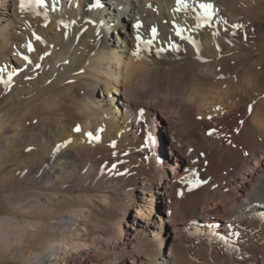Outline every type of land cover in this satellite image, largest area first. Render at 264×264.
Segmentation results:
<instances>
[{
	"label": "bare ground",
	"instance_id": "6f19581e",
	"mask_svg": "<svg viewBox=\"0 0 264 264\" xmlns=\"http://www.w3.org/2000/svg\"><path fill=\"white\" fill-rule=\"evenodd\" d=\"M220 1L185 0L187 7L178 0L28 3L26 11L52 20L71 41L42 85L28 86L21 96L24 87L16 92L20 85L12 84L15 112L29 97L40 96L46 106L44 152L25 162L30 169L37 158H51L47 170L54 177L33 181L35 199L12 188L3 194L32 211L26 225L0 222V244L27 247L12 259L184 264L178 252L188 232L213 252L214 264H264V37L244 48L222 36L218 18L226 20L227 13L217 8ZM201 3L213 6L210 16ZM119 26L133 46L124 69L127 56L119 58L103 35V28L110 33ZM157 27L169 36H152ZM148 45L158 58H144ZM4 51L15 52L19 64L31 63L24 49ZM26 76L16 72L18 79ZM78 78L85 88L81 102L69 98ZM19 113L21 123L0 133V160L25 149L27 114ZM189 172L201 176L190 182L183 178ZM169 226L173 254L163 251L162 230ZM80 241L89 250L74 261L69 247Z\"/></svg>",
	"mask_w": 264,
	"mask_h": 264
},
{
	"label": "rangeland",
	"instance_id": "374dc122",
	"mask_svg": "<svg viewBox=\"0 0 264 264\" xmlns=\"http://www.w3.org/2000/svg\"><path fill=\"white\" fill-rule=\"evenodd\" d=\"M46 1L48 2V0H44V2ZM207 1L208 0H205V2ZM231 3L235 5H232ZM25 5L26 6L24 10H21V0H0V81H2L0 82V133L5 134L12 129V126H14L15 123H21V120L17 119L19 117L18 114L20 115L19 112L25 110V115L27 114L25 117L26 120L24 121L26 128L21 129L22 133L24 134V138H22V141L24 142L23 147L25 148L23 149L24 151L22 150V152L20 153L17 152L14 154H10L8 158L0 160V222L9 221L12 224L20 223V225H26L25 223H27V219H29V214L32 213L31 209L27 204H16L14 198H6L5 196H3V194L6 192V190L12 188L14 194L24 191L26 197L32 200L37 198V196H40L39 192L35 193L34 191L35 189H37L38 185L36 183H33V181L37 180L39 182L46 183L48 181H53L54 177L50 176L49 171L47 170L52 165L51 158L43 157L41 160L37 158V162L35 164L33 163V168L30 169L27 167V164L25 162V158H27L28 155L39 156L44 152V145L41 141V136L45 134L44 125L46 124V121L44 120L46 119H44L43 115L45 114L46 106H44V104H41L42 102H40V96H35V99L33 98V96V99H30L31 97L25 99V109L21 108V110H17V112H15L16 109H18V102H16V92H18L21 87H24L23 89L25 91L19 92V95L22 96L23 93L30 91V89H34V87H37L38 84L42 85L43 80L46 79V76L50 75L54 70L55 63L59 64L61 57L68 54L67 51H69V48L67 45H69L71 41V37L68 38L63 36V34L59 30V27H56L53 24L52 20H43V18L38 14L32 11H26V9L29 8L28 2L26 0ZM216 5L220 11L224 9L227 13L226 20H221L220 17L218 18L219 21L217 26L221 30L223 34L222 36H229L233 38L238 45H241L244 48H251L253 47V45L259 46L260 40H262V37H264V0H221ZM72 7L74 8L73 11L76 12L77 10V15H80L81 10L76 8L74 2L71 3V11ZM163 24L164 26L167 25L166 19H163ZM157 29L158 30L154 31L152 36H169L166 33V28L160 29L157 27ZM170 29H172L173 31V28ZM199 29H197V31L199 32L198 34H200V36H203L204 30ZM58 32L60 33V35H58ZM103 35L108 43H111V45L115 46L118 49L119 58L123 56V54L127 56L124 59L121 57V68L124 69L123 65L125 64V62L128 63L129 56L131 54L130 50L133 49L132 42L128 40L130 36L122 33L121 26H119L117 29L111 27L110 33H107L106 29L103 28ZM37 37H39V39H37ZM162 41L164 40L162 39ZM255 41H257L258 44ZM155 48V46L149 47L148 45L146 47V51L143 49L146 53L141 50V54L145 55V59L151 60L155 57L158 58L159 52ZM4 49H6V51L13 49V51L16 52L20 51L21 49L26 50L28 52L27 55H29L31 63L19 64L15 60L16 53L10 51L6 54ZM155 51H157L158 53L156 54ZM152 54H154V56ZM22 70L27 71V76L25 78L18 79L16 77V72H22ZM38 70L40 71V73ZM10 71H14L15 73L7 75ZM14 83L20 85L17 91L16 89H14L16 92L12 88V84ZM74 85L75 87L73 88V90H71L69 98L72 101L81 102V98L85 92V88L83 84H80L79 78L74 82ZM28 86H30V89L28 88ZM72 92L75 95H73ZM72 97L75 99H72ZM99 98H101L100 93ZM11 106H14V108L12 107L13 109H11ZM13 119L15 120V122ZM155 156H158L156 150ZM188 174H186L183 178H190L189 181L192 179L193 181H196L201 176L200 172H192V174L191 172H189ZM47 225L49 226V228L53 227L52 224ZM162 233L165 238L163 251L166 254H170L172 253L173 248L176 247H174V245H176V242L174 240V230L173 228H170V226L164 227ZM186 233L187 237L184 238L183 245L180 246V251L178 252L179 254L181 253L179 257H181L182 260L185 261L184 264H214V258L212 256L213 252L208 249L206 245L199 239L192 237L190 234H188V232ZM54 239L55 238H53V240ZM52 244L55 247L59 248L64 246V242L61 243L58 241H54ZM26 249L27 247L24 245L16 246L6 243L5 245L0 244V264H29L30 261H35V255H31V258H28V260H26L27 262L21 261L22 263L10 257L12 255V252L19 253ZM88 250L89 245L85 241H80L78 245H71L69 247V252H71L70 256L74 261H77L76 259L81 258L80 253Z\"/></svg>",
	"mask_w": 264,
	"mask_h": 264
},
{
	"label": "snow or ice",
	"instance_id": "6c2138e0",
	"mask_svg": "<svg viewBox=\"0 0 264 264\" xmlns=\"http://www.w3.org/2000/svg\"><path fill=\"white\" fill-rule=\"evenodd\" d=\"M28 3L29 4H33L34 3V4H41L42 5L44 3V0H28ZM178 3L183 4L185 7H187V4H186L185 0H178ZM25 6H26L25 5V0H21V10H24ZM212 7L213 6L211 4H207V3H201L200 4V8L204 10V16L205 17L210 16L209 9H211ZM37 39H39V37H37ZM135 54L136 53H134V55ZM25 59H27V58H25ZM0 82H2V81H0ZM76 131H79V128H77ZM88 135L91 136L90 133Z\"/></svg>",
	"mask_w": 264,
	"mask_h": 264
}]
</instances>
